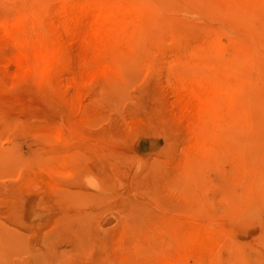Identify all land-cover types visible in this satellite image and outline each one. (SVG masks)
<instances>
[{
	"label": "rangeland",
	"instance_id": "374dc122",
	"mask_svg": "<svg viewBox=\"0 0 264 264\" xmlns=\"http://www.w3.org/2000/svg\"><path fill=\"white\" fill-rule=\"evenodd\" d=\"M83 1L0 0L60 50L20 72L0 26V264H264V0H142L113 44Z\"/></svg>",
	"mask_w": 264,
	"mask_h": 264
},
{
	"label": "bare ground",
	"instance_id": "6f19581e",
	"mask_svg": "<svg viewBox=\"0 0 264 264\" xmlns=\"http://www.w3.org/2000/svg\"><path fill=\"white\" fill-rule=\"evenodd\" d=\"M143 2L142 0H85L78 4L72 3L70 11L77 16L81 14L89 17L87 30L92 38L99 39L97 36L108 33L109 38L106 37V40L113 44L115 41L119 43L120 39L125 37L122 35L126 24H132L138 19L143 9ZM0 26L6 34L13 37L19 47L15 59L20 72L44 76L55 71L60 54L56 42L57 26L50 31H44L42 28L34 30V22L24 17L13 20L1 18ZM228 77L227 72L221 70L212 78H200L197 84L200 91L197 103L203 112L215 114V111H209L213 106L204 91H209L213 96L231 93L233 87L228 83ZM59 133L61 134L60 131Z\"/></svg>",
	"mask_w": 264,
	"mask_h": 264
}]
</instances>
